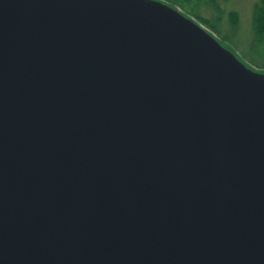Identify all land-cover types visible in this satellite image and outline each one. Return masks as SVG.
Returning a JSON list of instances; mask_svg holds the SVG:
<instances>
[{"label":"water","instance_id":"obj_1","mask_svg":"<svg viewBox=\"0 0 264 264\" xmlns=\"http://www.w3.org/2000/svg\"><path fill=\"white\" fill-rule=\"evenodd\" d=\"M0 264H264V70L163 0H0Z\"/></svg>","mask_w":264,"mask_h":264},{"label":"rangeland","instance_id":"obj_2","mask_svg":"<svg viewBox=\"0 0 264 264\" xmlns=\"http://www.w3.org/2000/svg\"><path fill=\"white\" fill-rule=\"evenodd\" d=\"M259 0H194L185 11L192 16L191 10L209 21L205 28L213 32L224 45L232 49L248 66L264 70V40L257 42L253 30V12ZM181 9V8H180ZM182 10V9H181ZM184 12V10H182ZM235 15L238 16L235 22ZM194 18V17H193ZM213 27L220 33H215Z\"/></svg>","mask_w":264,"mask_h":264},{"label":"trees","instance_id":"obj_3","mask_svg":"<svg viewBox=\"0 0 264 264\" xmlns=\"http://www.w3.org/2000/svg\"><path fill=\"white\" fill-rule=\"evenodd\" d=\"M163 1L181 8L187 14L185 9L187 6H190V4L193 3L194 0H163ZM207 1H211L212 3L215 2V0H207ZM191 14L195 19L205 24L209 23V21L203 18L198 11H194V8H192ZM234 19L235 22H237L236 19H238V16L235 15ZM253 30L257 42L260 43L261 41H263L264 40V0H259L258 3L255 4L254 12H253ZM213 31L215 33H220V31L216 27H213Z\"/></svg>","mask_w":264,"mask_h":264}]
</instances>
